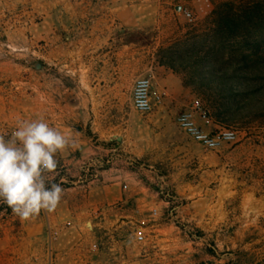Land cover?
<instances>
[{"label":"rangeland","instance_id":"obj_1","mask_svg":"<svg viewBox=\"0 0 264 264\" xmlns=\"http://www.w3.org/2000/svg\"><path fill=\"white\" fill-rule=\"evenodd\" d=\"M151 1L159 4L158 23L134 39L142 48H156L157 61L183 76L202 97L210 121L219 126L215 131L233 129L236 141L209 150L175 123L178 142L188 145L186 163L175 165L167 153L153 170L158 179L142 162L136 164L141 167L136 177L145 180L132 185L139 203L130 214L123 213L121 203L100 200L107 188L102 178L121 175L103 172L106 153L85 145L84 122L54 121L52 71L43 72L52 65V21H67L70 10L54 12L52 3L43 7L38 0H0V133H10L20 120L43 117L75 142L58 154V168L49 177L64 190L53 212L22 221L0 201V264H264V113L253 118L251 109L238 113L234 108L253 97L238 80L264 85V54L252 45L262 31L235 33L222 25L220 14L232 13L221 6L234 0L138 4ZM183 10L191 12L193 24ZM44 18L49 21L45 28ZM258 58L261 68L252 63ZM244 59L254 80L238 76L231 83L235 95H222L228 91L201 80L218 72L212 69L217 64L241 75L238 65ZM260 94L263 100L254 102L264 104V89ZM225 106L234 118L218 115ZM153 135L142 142H154ZM219 151L225 152L222 180L212 160L200 159L202 152Z\"/></svg>","mask_w":264,"mask_h":264},{"label":"crops","instance_id":"obj_2","mask_svg":"<svg viewBox=\"0 0 264 264\" xmlns=\"http://www.w3.org/2000/svg\"><path fill=\"white\" fill-rule=\"evenodd\" d=\"M38 2L43 7L52 3L54 12L62 7L70 10L67 21H52V65L51 69L43 68V72L52 71L53 119L60 122L64 118L73 125L84 122L85 145L106 153L103 172L114 170L121 175L102 178L107 188L100 200L121 203L126 207L123 213L130 214L139 203V193L132 185L145 180L136 177L141 167L135 165L142 162V167L158 179L153 170L166 161L167 153L174 156L171 162L175 165L186 163L188 145L178 142L175 123L180 113L196 103L203 105L202 97L183 76L157 61L156 48H142L134 39L135 34L158 23L156 1L144 5L138 0ZM46 23L49 21L44 18L43 28ZM142 76H150L153 82L154 110L146 116L132 105L134 83ZM196 121L209 133L219 127L214 120L197 116ZM151 134L154 142H142ZM203 153L200 159L212 160L221 174L218 180H222L225 152Z\"/></svg>","mask_w":264,"mask_h":264},{"label":"clouds","instance_id":"obj_3","mask_svg":"<svg viewBox=\"0 0 264 264\" xmlns=\"http://www.w3.org/2000/svg\"><path fill=\"white\" fill-rule=\"evenodd\" d=\"M74 146L43 117L20 120L10 133H0V201L22 221L53 212L64 190L49 177L58 154Z\"/></svg>","mask_w":264,"mask_h":264},{"label":"trees","instance_id":"obj_4","mask_svg":"<svg viewBox=\"0 0 264 264\" xmlns=\"http://www.w3.org/2000/svg\"><path fill=\"white\" fill-rule=\"evenodd\" d=\"M237 6V7H236ZM221 8L228 9L229 13L226 16H223V12L220 14V19L222 21V25L226 26L229 30H232L235 33L244 32L245 34L252 35L253 32L256 33L258 29L262 31L261 38L259 41L254 42L252 45L255 47L258 53L264 54V0H234L233 2H227L222 4ZM230 9V10H229ZM258 58L254 62V65H257L261 68L260 62ZM264 64V63H263ZM241 68V75L238 72H234L231 68H222L221 64H217L212 67V69L217 70L218 72H209L206 76H201V80L207 83H212L218 85L222 91H228L225 94L226 96L235 95L233 87H231L232 81L236 79L244 78L246 80H254L253 77L248 76L250 72V62L247 59L242 60L238 65ZM258 68V71L261 69ZM211 69V68H208ZM238 85L245 91L246 94H251L253 97L250 100H247L243 104L236 103L234 108L241 113L240 111L244 108L251 109L253 111V118L260 117L259 115L264 113V104H257L254 101L261 102L263 98L261 97V91L264 89V85H255L250 86L249 83L241 82ZM258 94V95H257ZM256 95V96H255ZM261 95V96H259ZM233 110L229 107H224V109L220 110L218 115L225 116L231 114V119L234 118Z\"/></svg>","mask_w":264,"mask_h":264},{"label":"built area","instance_id":"obj_5","mask_svg":"<svg viewBox=\"0 0 264 264\" xmlns=\"http://www.w3.org/2000/svg\"><path fill=\"white\" fill-rule=\"evenodd\" d=\"M183 14L190 23L195 22V18L188 10H183ZM153 82L149 76H142L136 79L132 91L133 108L140 114H150L154 110ZM210 121V116L206 108L201 103H196L190 110L184 111L177 117L176 123L181 131L188 135L193 141L203 145L209 150H217L223 144L235 142L237 132L233 129L219 128L216 131L206 132L196 121V117ZM158 211L153 210L156 216Z\"/></svg>","mask_w":264,"mask_h":264},{"label":"water","instance_id":"obj_6","mask_svg":"<svg viewBox=\"0 0 264 264\" xmlns=\"http://www.w3.org/2000/svg\"><path fill=\"white\" fill-rule=\"evenodd\" d=\"M177 10H178V11H181V10H182V7H180V6L177 7Z\"/></svg>","mask_w":264,"mask_h":264}]
</instances>
